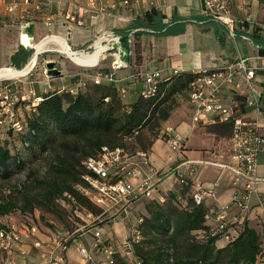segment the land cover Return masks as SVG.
Segmentation results:
<instances>
[{
  "label": "crops",
  "instance_id": "obj_1",
  "mask_svg": "<svg viewBox=\"0 0 264 264\" xmlns=\"http://www.w3.org/2000/svg\"><path fill=\"white\" fill-rule=\"evenodd\" d=\"M4 1L12 3L23 0ZM31 2L30 5L21 3L20 7L11 14L6 12L0 14V68L22 69L29 64L35 54L37 58L41 55L47 56L44 64L52 60L53 58L48 57L49 53L59 52L50 47L54 44H49L47 49L37 53L35 43L53 34L65 37L70 48L75 51H85L104 32L125 38L122 39L125 51L122 58L128 62V66L114 69L112 62L115 58V50L102 54L94 67L77 65L74 62L72 64L66 59L61 62L53 59L63 71V76L44 79L45 93H49L48 89L50 93L75 88L81 90L87 86L88 79L95 81L96 75L103 74L112 77L113 80L104 78L102 84L125 88L127 94L124 100L130 96L127 101H133L149 89L145 81L149 72L160 71L161 78L166 79L173 76L175 71L195 73L205 69L223 68L235 62L239 56L249 58L250 64L257 66L258 60L253 58L254 60L251 61L250 57L264 56V4L261 0L231 2L230 8L235 21L234 31L204 14L202 0H133L130 4L124 3V0H94L95 5L91 4V0H31ZM23 8L30 10L31 15L27 20L22 19ZM70 14L78 17L84 24L78 25L67 21L66 15ZM31 22L35 25L37 40H34L32 47H28L21 42L20 28L23 24ZM48 22L51 24L48 25ZM240 41L242 46L239 44ZM78 66L80 69L77 68ZM261 71L262 68L258 66L256 83L254 82V96L258 101L259 109L246 105L245 102L252 97V92L245 81H242V87L234 98L225 90L229 87L228 84L223 86L222 96L226 104L238 101L241 105V114L247 119L256 121L260 126V132L264 135V75ZM13 80L20 91L34 90L39 96L33 86L22 84L18 77H14ZM129 85L134 86V90H131ZM192 112L188 99L184 109L174 111L164 126H172L184 135L199 133V136L211 138L214 146L212 150L200 146L201 143L199 145L193 143L192 151L185 153L187 159L200 161L202 162L200 165L205 166L202 174L204 177L199 178L206 187L211 188L218 182L215 194L208 196L205 204L219 210L230 224L238 222L241 226L247 224L258 232L262 231L264 153L259 156L256 171L260 180L257 184L258 191L252 193L248 207L240 209L233 203V198L242 190L243 182L234 183L233 174L229 169L232 165V156L228 147L230 136L224 135L222 126L219 128L221 131H209L207 128L212 125L202 121L194 123ZM149 153L151 161L157 164L158 158L153 156L152 149ZM175 160L176 157L172 158L167 163V167L175 164ZM211 222L217 224L214 218ZM228 234L229 238L223 237L217 242L223 243L220 247L229 243L237 232L231 227ZM33 235L24 237L20 246L11 254L0 252V264H17V249L25 245L32 246L35 250L40 249L37 251L48 252V255L46 253L41 255V259L47 258L48 261L40 264H50L52 254L63 257L66 255L68 246L65 244L60 246L63 253H58V237L50 234ZM36 243L41 244V247L36 246Z\"/></svg>",
  "mask_w": 264,
  "mask_h": 264
},
{
  "label": "trees",
  "instance_id": "obj_2",
  "mask_svg": "<svg viewBox=\"0 0 264 264\" xmlns=\"http://www.w3.org/2000/svg\"><path fill=\"white\" fill-rule=\"evenodd\" d=\"M261 2L264 4V0ZM195 77L193 72H179L170 78H160L155 83L154 94L143 93L133 101H125L114 85L101 83L86 86L76 94L46 93L40 96L37 106L22 103L17 114L22 130L0 125V179L12 178L25 166L28 154L38 164L55 154L50 162L54 174L41 180L44 187L35 194V203L49 211L59 210L61 199L97 215L101 210L77 188L86 173L83 160L98 155L105 146L150 151L163 138V125L175 111L179 96L188 97ZM26 108L32 112L22 116ZM220 126L224 135H232L231 122L207 129L221 131ZM65 193L71 194L75 202L68 200ZM164 195L163 202L157 194L155 199L143 198L135 205L153 201L144 205L146 212L138 222L143 238L133 243L135 264H264V258L260 257L261 232L247 224L227 222L225 234H230L231 227L237 234L220 247L217 242L225 236L215 234L216 225L211 222L212 216L208 217L210 207L205 202L195 203L191 185L176 181ZM181 197H187L185 205ZM34 201L27 198L24 205L28 221L32 218ZM15 207L13 201L2 203L0 214H8ZM68 244L69 241L65 246ZM119 264L128 263L119 258Z\"/></svg>",
  "mask_w": 264,
  "mask_h": 264
},
{
  "label": "built area",
  "instance_id": "obj_3",
  "mask_svg": "<svg viewBox=\"0 0 264 264\" xmlns=\"http://www.w3.org/2000/svg\"><path fill=\"white\" fill-rule=\"evenodd\" d=\"M131 1L133 0H124V3L130 4ZM232 1L202 0L204 14L227 25L234 31L235 21L230 8ZM21 3L23 5H30L32 2L31 0H23L22 2L16 1L10 3L0 0V14L2 12H6L7 14L13 13L20 7ZM91 4L95 5L94 0H91ZM30 15L29 9H22V19L27 20ZM66 19L78 25L84 24L75 15H66ZM50 24L48 22V25ZM98 40L107 47L104 53L115 50V58L112 62L114 69L128 66V62L122 58L125 51L120 35L104 32L97 38L96 42ZM96 42L93 51H88L87 53H93L96 50ZM98 62L86 66L94 67ZM257 70L258 68L250 64L249 58L239 56L235 62L223 68L205 69L195 72L196 77L192 81L188 93L194 123L197 124L201 121L209 125L225 122L233 123L232 135L228 140L229 152L232 156V165L229 169L233 174L234 183L243 182L242 190L240 193H236L233 198V203L240 209H246L252 193L258 191L257 184L260 180L256 175V171L259 156L264 153V135L260 132V126L256 121L247 119L241 114V105L238 101L231 104L223 102L222 88L228 84L229 87L225 90L234 98L235 94H238L242 87V81H245L252 92V97L247 99L245 103L259 109L258 101L254 96V80ZM177 73L179 71L174 72V74ZM104 78L113 80L108 75L98 74L94 81L95 84H101ZM160 78V71L146 74L145 81L149 85V89L144 93L145 96L156 92L155 83ZM8 79L13 78H2L0 81H10ZM12 83L5 82L4 84H0V125H11L15 131H21L22 125L17 118L18 106L24 102L30 106H37L41 101V97L37 96L34 90L22 92L16 87L15 82ZM69 91L76 94L79 90L75 88ZM117 91L123 99L126 97L127 91L125 88H117ZM162 133L163 139L169 147L175 151L179 150L175 160L176 163L170 166L169 170L156 168L152 164L149 151L138 148H109L105 146L98 155L90 156L83 160L82 164L86 173L82 176L83 183L79 184L77 188L101 210L102 215L107 216L111 220L129 215L136 203L141 199H155V189L159 182L172 174L176 176L177 182L180 184L185 186L191 185L193 200L198 205L205 202L208 196L215 194V187L218 186V182L210 188L206 187L199 178L198 167L202 162L190 160L186 157L182 160L179 159L184 154L186 147V139L182 134L172 126H164ZM64 196L71 202H75L71 194L65 193ZM157 198L161 202L165 201L163 195H159ZM227 208L225 207V209ZM77 210L80 212L84 211L87 217L92 219V222L100 221V215H95L80 207ZM211 216L217 223L215 234L221 233L223 236L229 238V235L225 234L228 228L223 214L219 210L210 208L208 217L210 218ZM139 221L141 222L142 219ZM86 226L87 224L83 228L85 229ZM29 231L32 234H36L38 229L31 227ZM84 232L85 234L88 232L94 233L96 239L103 236L99 229L96 228L94 230L88 228ZM136 232L139 233L138 230ZM22 239V233L16 226L0 228V252L11 254L20 246ZM64 241L66 243L68 240L64 239ZM62 243V241L61 243L59 242V247L63 245ZM39 245V243H36V246ZM78 250L86 260L92 259V253L81 243L78 245ZM102 250H105V253L108 255L110 264H115L114 249L105 246ZM50 260V264H65L64 257L60 255L52 254Z\"/></svg>",
  "mask_w": 264,
  "mask_h": 264
},
{
  "label": "rangeland",
  "instance_id": "obj_4",
  "mask_svg": "<svg viewBox=\"0 0 264 264\" xmlns=\"http://www.w3.org/2000/svg\"><path fill=\"white\" fill-rule=\"evenodd\" d=\"M95 42H93L91 47H89L85 51H93L92 47L94 46ZM239 44L242 46L241 41L239 42ZM50 47L52 49H56L55 45H50ZM46 57L47 56L45 55H41L38 58L36 66L33 68V70L28 76L18 77L21 79L22 84L27 86H33L39 96H44V94H46L43 91L44 88H46L43 81L44 79L49 78V76L45 72L44 66V59ZM48 57L56 59L59 62H61V60L66 59L73 64V61H71V59L66 54L60 51L49 53ZM250 58L252 59L251 61H253L254 59L258 60L257 64L259 65L253 66L255 68H258V66L261 67V74L264 75V56L259 55L257 57L253 56ZM62 68L65 69L64 65H62ZM77 68L80 69L79 66ZM8 80L10 81H0V84H4L5 82H14L13 79ZM92 84H95L93 79H88L87 86H91ZM129 87L131 88V90H134V86L129 85ZM65 91L66 90H62V92ZM48 92H50V89H48ZM129 98L130 96L127 97L125 100L127 101ZM187 102L188 97L186 95L179 96L175 111L179 109H184ZM27 112L32 111L26 108L22 111V116H26ZM182 136L187 139L185 140L186 148L184 150V154L179 157L180 160L186 157L185 153L187 154L192 151L191 148L193 147V143L194 145H199V143H201L200 146H206V148L209 150H212L214 148L211 138L206 136H199V133L191 135H188L186 133L185 135L182 134ZM152 153L153 156H156L158 158V163L155 164L154 162H152L153 165L158 169L169 170V167H167V163H169L172 158L174 159L177 156L179 150L175 151L174 149L169 147V145L163 138H159L152 146ZM28 155L26 157L25 166L17 170L16 173L13 174L12 178L0 179V204L5 203L7 201H13L16 204V207L10 213L0 214V228L4 225L16 226L20 230V232L22 233V237L24 238L29 237L30 235L34 236L29 231V229L34 226L38 229L35 235H54L58 237V241L60 243L61 241L63 242L62 244H65L64 239H67L69 241V244L66 250V255L64 256L65 264H110L108 255L105 253V250H99L100 248L102 249V247L105 246L114 249L115 264H119V258L125 260L128 264H135L133 243L143 238L141 233L136 232V230H139L138 227L140 224L138 222L141 218L144 217L143 215L146 212L144 205L146 206V204L151 203L153 201L147 200L144 203L140 202L139 204H137V206L133 208L132 212H130L129 215L125 217L120 216L114 220L107 218V216L102 215L101 211H99L97 215H100L101 217L99 219L100 221L98 222H92V219L87 217L84 211L80 212L79 210H77L78 208H76V206H73V204L69 202H64L61 199L58 200L59 210L54 209L52 211H49L45 207L35 203L34 198L38 190H42V188L44 187V185L40 183L41 180H44V178H46V175L48 174H50L49 176L54 174L50 168V162L52 158H55V154H52L50 157L45 158L44 160L39 162V164L34 162L33 156ZM203 166L204 165H200L198 169V175L200 178L204 177L202 176V174L204 172L205 166ZM176 181L177 178L174 174L164 178L161 182H159L158 186L155 189L156 195L160 194L165 196V190L169 189ZM176 187H178V185H176ZM27 198L34 201V210L33 213H31L32 218H30L29 221L26 220L24 216V214H26L24 211V205L26 203ZM186 198L187 197L180 198L181 203L183 205H185L187 202ZM27 214H30V212L28 211ZM85 224H87V226L84 229L83 227ZM88 228H90V230H94L95 228L99 229L103 236L99 239H96L94 233L88 232L87 234H85L84 230ZM260 232L262 244V255L260 257L261 260H263L264 227ZM80 243L93 254L92 259L86 260L81 255L78 250V245ZM218 244L222 246L223 243L220 242ZM39 246L41 247V244ZM93 249L94 251H92ZM37 250H35L34 247L28 245H25L23 248L17 249V264H40L42 262H47L48 259H41V255L43 253H46V255H48V252L45 250ZM58 253H63L62 247H59Z\"/></svg>",
  "mask_w": 264,
  "mask_h": 264
},
{
  "label": "bare ground",
  "instance_id": "obj_5",
  "mask_svg": "<svg viewBox=\"0 0 264 264\" xmlns=\"http://www.w3.org/2000/svg\"><path fill=\"white\" fill-rule=\"evenodd\" d=\"M49 44H54L57 50L66 54L73 62L78 65H88L92 63H97L101 55L105 52L107 48L104 44H101L100 40H98L96 42V50L93 53L75 51L70 48L65 37L53 34V36H50L49 38L44 40L40 39V41H37L35 43L37 53L43 51L44 49H47L49 47ZM37 60L38 58L35 54L29 64L22 69H15L9 67L0 68V79L26 76L36 66Z\"/></svg>",
  "mask_w": 264,
  "mask_h": 264
},
{
  "label": "water",
  "instance_id": "obj_6",
  "mask_svg": "<svg viewBox=\"0 0 264 264\" xmlns=\"http://www.w3.org/2000/svg\"><path fill=\"white\" fill-rule=\"evenodd\" d=\"M70 37V34H69ZM20 38L23 45L32 47L35 40V25L34 23L23 24L20 28ZM46 74L50 78H58L63 76V71L58 68L55 60H49L45 63Z\"/></svg>",
  "mask_w": 264,
  "mask_h": 264
}]
</instances>
